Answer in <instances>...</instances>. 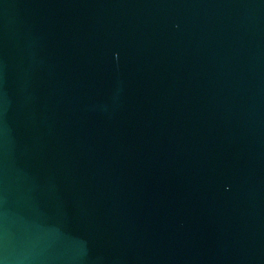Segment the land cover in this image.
Masks as SVG:
<instances>
[{
  "label": "water",
  "instance_id": "water-1",
  "mask_svg": "<svg viewBox=\"0 0 264 264\" xmlns=\"http://www.w3.org/2000/svg\"><path fill=\"white\" fill-rule=\"evenodd\" d=\"M0 264H264V0H0Z\"/></svg>",
  "mask_w": 264,
  "mask_h": 264
}]
</instances>
